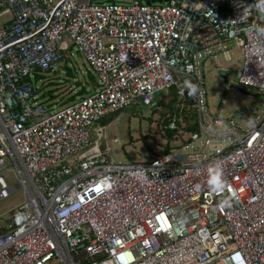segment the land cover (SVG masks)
Returning <instances> with one entry per match:
<instances>
[{
	"label": "built area",
	"instance_id": "1",
	"mask_svg": "<svg viewBox=\"0 0 264 264\" xmlns=\"http://www.w3.org/2000/svg\"><path fill=\"white\" fill-rule=\"evenodd\" d=\"M7 14L0 199L19 186L25 198L0 224V264H264V0H0ZM66 39L98 86L48 107L35 73L62 66ZM230 40L233 69L214 60L230 59ZM208 59L261 93L257 111L210 112ZM171 87L177 108L190 101L198 130L150 161L109 162L90 127Z\"/></svg>",
	"mask_w": 264,
	"mask_h": 264
},
{
	"label": "rangeland",
	"instance_id": "2",
	"mask_svg": "<svg viewBox=\"0 0 264 264\" xmlns=\"http://www.w3.org/2000/svg\"><path fill=\"white\" fill-rule=\"evenodd\" d=\"M114 1L127 3L131 0ZM153 1L161 3L164 0ZM9 16L7 14L0 17V23ZM64 43L66 45L64 49L65 61L56 71L48 73L43 78V88L44 91L51 90L59 96L66 97L72 91L77 90L75 84L73 85L74 81L81 80L82 83L87 84L85 80H87L90 66L84 56L72 46L70 40L66 39ZM234 45L232 40L225 43L230 56L229 60L223 53H217L214 55L215 62L230 69L239 65V49ZM64 65L69 66L72 75L65 73ZM203 70L208 107L212 114L235 120L241 112L258 110L261 105V93L257 89L239 85L235 71H218L211 59L204 62ZM41 84L38 83V85ZM228 85L230 87L227 88ZM47 98L45 95L43 100H47ZM109 115L103 121L94 123L90 127L93 143L110 147L106 153L109 162H146L150 161L155 154L163 152L166 140L158 130L162 115L160 111L155 110L153 103L144 104L142 101H138ZM5 163L6 166L3 167L5 179L9 185H13L18 182L14 175V164L10 159H6ZM24 198V190L19 186L7 197L0 199V220L9 221L11 214L20 206Z\"/></svg>",
	"mask_w": 264,
	"mask_h": 264
},
{
	"label": "trees",
	"instance_id": "3",
	"mask_svg": "<svg viewBox=\"0 0 264 264\" xmlns=\"http://www.w3.org/2000/svg\"><path fill=\"white\" fill-rule=\"evenodd\" d=\"M65 61V60H64ZM67 61V60H66ZM65 73L67 75H72L71 69L68 65L63 66ZM49 72H36L34 77V82H39L41 79V85L39 89L36 90V93L39 94V98L42 100L44 104H46L48 107L52 104H56L58 106H63L69 102H72L75 100L78 96H83L87 94L90 90H94L97 88L98 83L95 75L90 71H88L87 74V80H85L86 83H82L81 80L74 81L73 85L77 88L76 91H72L68 96L63 97L59 96L54 93V91L47 90L44 91V80L43 78L48 74ZM89 80V81H88ZM47 95V100H43L44 96ZM57 101H53L54 99H57ZM177 102V95L174 87H171L167 93L163 94L160 99H157L155 103H153L155 110L160 111L162 117L160 121V126L158 128L159 132L165 138L166 143L163 147V152L169 151V149L174 145L173 143H179V142H186L182 135L187 136L191 132L198 130V124L196 123V111L191 106V103L189 100H185L184 105L182 107L177 108L175 106V103ZM116 113V112H115ZM176 115L175 120V128H170L169 123L173 119V116ZM110 115L105 116L104 118L108 117ZM104 118H102L100 121H103ZM99 121V122H100ZM158 154H155L156 156ZM0 224H3V221L0 220Z\"/></svg>",
	"mask_w": 264,
	"mask_h": 264
},
{
	"label": "clouds",
	"instance_id": "4",
	"mask_svg": "<svg viewBox=\"0 0 264 264\" xmlns=\"http://www.w3.org/2000/svg\"><path fill=\"white\" fill-rule=\"evenodd\" d=\"M221 171V181L220 182H222V176H223V172H222V170H220Z\"/></svg>",
	"mask_w": 264,
	"mask_h": 264
},
{
	"label": "water",
	"instance_id": "5",
	"mask_svg": "<svg viewBox=\"0 0 264 264\" xmlns=\"http://www.w3.org/2000/svg\"><path fill=\"white\" fill-rule=\"evenodd\" d=\"M148 2H149V1H148ZM238 89H240V90H241V88H239V87H238Z\"/></svg>",
	"mask_w": 264,
	"mask_h": 264
}]
</instances>
